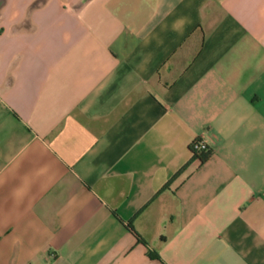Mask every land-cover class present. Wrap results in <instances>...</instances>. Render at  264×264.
Masks as SVG:
<instances>
[{"label": "crops", "instance_id": "obj_1", "mask_svg": "<svg viewBox=\"0 0 264 264\" xmlns=\"http://www.w3.org/2000/svg\"><path fill=\"white\" fill-rule=\"evenodd\" d=\"M0 264H264V0H0Z\"/></svg>", "mask_w": 264, "mask_h": 264}, {"label": "trees", "instance_id": "obj_2", "mask_svg": "<svg viewBox=\"0 0 264 264\" xmlns=\"http://www.w3.org/2000/svg\"><path fill=\"white\" fill-rule=\"evenodd\" d=\"M191 149H192V151L194 152V154H196L197 156H199L200 158H202V159H204V158H207L209 155H210V153H211V151L208 149V150H205V151H202L201 153H198L197 151H195L192 147H191ZM127 227L140 239V240H142V241H145L142 237H141V235L136 231V229L134 228V226L131 224V223H129L128 225H127ZM146 242V241H145Z\"/></svg>", "mask_w": 264, "mask_h": 264}, {"label": "built area", "instance_id": "obj_3", "mask_svg": "<svg viewBox=\"0 0 264 264\" xmlns=\"http://www.w3.org/2000/svg\"><path fill=\"white\" fill-rule=\"evenodd\" d=\"M192 148L198 153H201L202 151L209 149V144L205 139L199 138L193 142Z\"/></svg>", "mask_w": 264, "mask_h": 264}]
</instances>
